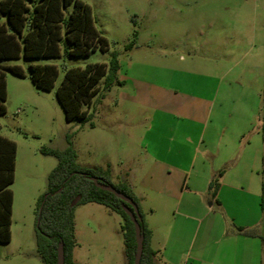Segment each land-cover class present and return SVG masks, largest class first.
I'll use <instances>...</instances> for the list:
<instances>
[{"label":"rangeland","instance_id":"374dc122","mask_svg":"<svg viewBox=\"0 0 264 264\" xmlns=\"http://www.w3.org/2000/svg\"><path fill=\"white\" fill-rule=\"evenodd\" d=\"M81 1L91 7L97 29L109 42L108 53L0 62L18 65L26 73L24 78L7 73L6 113L0 116L1 135L17 147L10 186L14 196L11 240L0 244V264H44L37 253L36 206L48 190V176L58 161L44 155L43 149L70 147L76 163L89 170L133 168L143 156L140 143L154 115L129 103L130 85H114L103 97L93 99L87 122H66L55 90L36 89L28 77L29 66H56V88L65 69L108 63L110 53L116 51L120 80L130 66L124 47L134 32L139 34L134 61L141 57L148 71L181 78L183 84L176 86L181 91L209 98L205 143H213L212 155H232L233 161L245 157L248 150V159L254 158V175L248 181L260 199L264 180V0ZM216 62L220 63L217 67ZM209 155L204 153L211 162ZM217 166V170L227 167ZM122 226V218L103 205L77 206L75 264H128ZM259 264H264L263 246Z\"/></svg>","mask_w":264,"mask_h":264},{"label":"trees","instance_id":"16d2710c","mask_svg":"<svg viewBox=\"0 0 264 264\" xmlns=\"http://www.w3.org/2000/svg\"><path fill=\"white\" fill-rule=\"evenodd\" d=\"M136 37L134 32L124 51L129 52L134 47ZM96 51L108 53L109 42L97 29L91 7L83 1L0 0V62L20 58L36 60L61 56L86 57ZM119 69L118 53L113 51L108 63L65 69L56 88L59 72L54 65L32 64L28 69V77L40 91L55 90L66 122L77 121L84 124L90 119L89 110L93 99L98 95L103 97L112 86L121 85L117 77ZM7 73L19 78L26 76L18 65H0V116L6 113ZM101 81L102 87H99ZM16 153V144L0 133V244H7L11 240L14 196L10 186L15 178ZM42 153L55 157L58 161L48 176V190L38 198L36 206L37 253L44 264H57L59 244H62L64 264H75L72 258L76 247L74 211L77 206L88 203L103 205L122 218L128 264H133L136 251L134 227L124 208L132 213L133 209L113 194L98 189L90 177H96L100 183L114 187L137 206L140 215L138 223L143 236L140 264H155L156 252L150 247L151 232L144 222L139 200L126 183L113 184L109 169L94 171L79 166L76 154L70 147L64 151L43 149ZM224 172L225 170L219 171L208 185L212 198L216 197ZM261 173L264 176V165ZM259 207L260 222L252 228L234 227V232L258 238L264 247L263 179Z\"/></svg>","mask_w":264,"mask_h":264},{"label":"crops","instance_id":"0c3cea01","mask_svg":"<svg viewBox=\"0 0 264 264\" xmlns=\"http://www.w3.org/2000/svg\"><path fill=\"white\" fill-rule=\"evenodd\" d=\"M134 49L119 86L130 85L129 103L154 115L140 143L141 161L133 168L107 169L113 184L126 183L139 200L155 264H259L260 239L234 232V227L252 228L261 220L260 199L248 181L254 158L248 159V150L235 161L232 155H212L213 143H205L209 98L181 91L176 87L183 84L181 78L148 71L141 57L133 60ZM206 152L213 161L205 159ZM221 164L227 167L217 170ZM222 170L212 198L208 185Z\"/></svg>","mask_w":264,"mask_h":264},{"label":"water","instance_id":"95a60500","mask_svg":"<svg viewBox=\"0 0 264 264\" xmlns=\"http://www.w3.org/2000/svg\"><path fill=\"white\" fill-rule=\"evenodd\" d=\"M90 180L95 184V186L98 189L113 194L114 196H116L120 200L127 203L133 209V213L131 211H129L126 207L124 208V211L126 212L128 217L130 218V220L133 224V227H134L136 251H135V257H134L133 264H140L142 251H143V236L141 233L140 225L138 223L140 220V215H139L137 206L128 197L117 192L114 187L100 183L96 177H90ZM57 264H64V254H63L62 244H59V246H58Z\"/></svg>","mask_w":264,"mask_h":264}]
</instances>
